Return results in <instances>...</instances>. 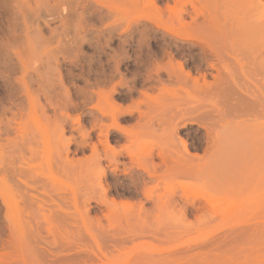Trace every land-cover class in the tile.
I'll use <instances>...</instances> for the list:
<instances>
[{
	"label": "rangeland",
	"instance_id": "obj_1",
	"mask_svg": "<svg viewBox=\"0 0 264 264\" xmlns=\"http://www.w3.org/2000/svg\"><path fill=\"white\" fill-rule=\"evenodd\" d=\"M0 264H264V0H0Z\"/></svg>",
	"mask_w": 264,
	"mask_h": 264
}]
</instances>
